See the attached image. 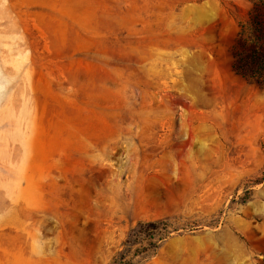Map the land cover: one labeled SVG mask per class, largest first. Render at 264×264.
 <instances>
[{"label": "rangeland", "instance_id": "374dc122", "mask_svg": "<svg viewBox=\"0 0 264 264\" xmlns=\"http://www.w3.org/2000/svg\"><path fill=\"white\" fill-rule=\"evenodd\" d=\"M252 3L0 0V264H111L163 218L143 264H264Z\"/></svg>", "mask_w": 264, "mask_h": 264}, {"label": "trees", "instance_id": "16d2710c", "mask_svg": "<svg viewBox=\"0 0 264 264\" xmlns=\"http://www.w3.org/2000/svg\"><path fill=\"white\" fill-rule=\"evenodd\" d=\"M233 70L246 79L264 82V0H253L247 22L241 24L237 42L233 46ZM166 225V226H164ZM136 233L129 234L123 242L124 248L118 250L111 264H143L154 256L161 243L169 236L166 218L139 222ZM146 231H156L149 249L132 252L133 245L143 241L140 235ZM140 236V237H139ZM141 238V239H140ZM145 251V252H143Z\"/></svg>", "mask_w": 264, "mask_h": 264}]
</instances>
